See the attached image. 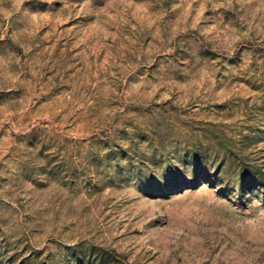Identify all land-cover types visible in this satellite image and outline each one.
I'll return each mask as SVG.
<instances>
[{"label": "rangeland", "instance_id": "374dc122", "mask_svg": "<svg viewBox=\"0 0 264 264\" xmlns=\"http://www.w3.org/2000/svg\"><path fill=\"white\" fill-rule=\"evenodd\" d=\"M0 264H264V0H0Z\"/></svg>", "mask_w": 264, "mask_h": 264}, {"label": "trees", "instance_id": "16d2710c", "mask_svg": "<svg viewBox=\"0 0 264 264\" xmlns=\"http://www.w3.org/2000/svg\"><path fill=\"white\" fill-rule=\"evenodd\" d=\"M194 160H195V174H197L196 172H197V170H198V160H199V157H200V155L197 153V152H194ZM197 162V163H196ZM206 177H208V176H206ZM89 252L91 253L93 250H94V248H93V246H91L89 249ZM108 253V255H110V253L109 252H107ZM85 256H86V253H83L81 256H79V257H77V261H79V262H82L84 259H85Z\"/></svg>", "mask_w": 264, "mask_h": 264}]
</instances>
